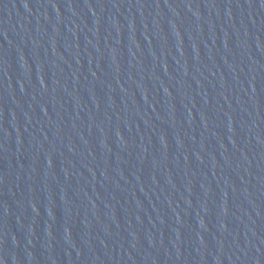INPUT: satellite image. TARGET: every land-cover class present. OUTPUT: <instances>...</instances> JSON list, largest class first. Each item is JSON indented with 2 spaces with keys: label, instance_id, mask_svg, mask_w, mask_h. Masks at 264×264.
<instances>
[{
  "label": "water",
  "instance_id": "1",
  "mask_svg": "<svg viewBox=\"0 0 264 264\" xmlns=\"http://www.w3.org/2000/svg\"><path fill=\"white\" fill-rule=\"evenodd\" d=\"M0 264H264V0H0Z\"/></svg>",
  "mask_w": 264,
  "mask_h": 264
}]
</instances>
